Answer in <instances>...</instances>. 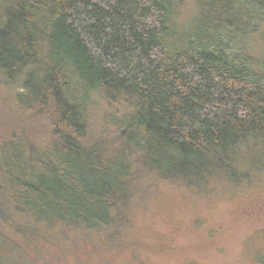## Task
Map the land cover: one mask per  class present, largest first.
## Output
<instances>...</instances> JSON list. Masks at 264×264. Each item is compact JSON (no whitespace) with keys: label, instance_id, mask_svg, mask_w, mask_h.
<instances>
[{"label":"trees","instance_id":"obj_1","mask_svg":"<svg viewBox=\"0 0 264 264\" xmlns=\"http://www.w3.org/2000/svg\"><path fill=\"white\" fill-rule=\"evenodd\" d=\"M5 105L3 237L60 225L112 238L149 177L259 184L222 175L264 169V0H3Z\"/></svg>","mask_w":264,"mask_h":264},{"label":"rangeland","instance_id":"obj_2","mask_svg":"<svg viewBox=\"0 0 264 264\" xmlns=\"http://www.w3.org/2000/svg\"><path fill=\"white\" fill-rule=\"evenodd\" d=\"M244 165L235 162L223 183L231 187L247 174L263 178L259 184L211 193L145 179L154 186L144 201L132 200L112 238L102 229L60 225L0 234V264H264V169Z\"/></svg>","mask_w":264,"mask_h":264}]
</instances>
